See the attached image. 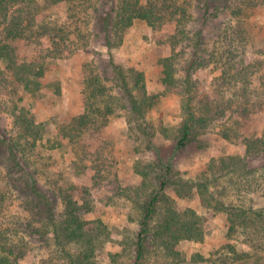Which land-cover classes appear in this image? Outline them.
<instances>
[{
  "label": "rangeland",
  "instance_id": "rangeland-1",
  "mask_svg": "<svg viewBox=\"0 0 264 264\" xmlns=\"http://www.w3.org/2000/svg\"><path fill=\"white\" fill-rule=\"evenodd\" d=\"M119 1L34 0L25 6L26 22H30V9L35 21L24 37L8 42L23 59L45 64L46 72L39 90L29 92L0 58V229L29 241L25 264H70L53 228L37 221L38 209L27 184L31 180L56 211L64 204L62 190L89 202L92 210L86 218L107 227L94 256L97 264H135L145 214L142 204L151 192L163 190L179 209H196L205 228L202 241L182 240L177 245L184 258L179 264H264V160L260 156L251 162L254 172L228 173L222 166L224 158L246 154L247 135L264 132V3L236 14L216 8L208 14L206 0H179L187 8L186 34H178L176 48L174 22L154 28L146 20H135L121 40L114 36L113 55L127 74L144 73L148 92L160 95L157 102L143 119L131 111L128 101L121 100L114 113L103 121L97 116L95 124L72 140L65 127L86 110L85 79L91 69L101 75L109 93L123 96L108 66L109 48L100 27L102 16ZM54 25L64 28L62 36L45 32ZM199 29L204 63L191 69L198 52L189 36ZM214 48L222 55L219 61L211 59ZM172 54L177 56L179 79L186 80L189 70L192 73L196 104L209 101L216 109L226 108L184 147L177 143L182 95L162 81L161 60ZM229 68L240 71L238 82L223 78ZM245 90L248 98L243 96ZM16 106L27 107L45 125L44 137L27 157L13 153L7 143L17 135ZM162 126L171 128L169 137L161 132ZM167 178L173 183L164 187ZM217 202L231 205L242 218L218 209ZM21 222L40 224L41 232L31 234L20 227ZM167 260L150 234L141 264Z\"/></svg>",
  "mask_w": 264,
  "mask_h": 264
},
{
  "label": "trees",
  "instance_id": "trees-1",
  "mask_svg": "<svg viewBox=\"0 0 264 264\" xmlns=\"http://www.w3.org/2000/svg\"><path fill=\"white\" fill-rule=\"evenodd\" d=\"M28 2H34V0H0V33H3V36L0 35V58L8 62V66L12 69V77L18 83L20 82L27 91L35 92L41 86V78L46 72L45 64L23 59L15 51L12 44L8 42L9 39L16 40L19 37H24L28 29H31L32 22L35 21L36 14L30 9L28 11L30 22H26L25 13L27 8L25 6ZM257 3H264V0H206L205 8L208 14H210L211 8H216L218 12L229 9L231 13L236 14L241 13L244 7L257 5ZM16 5L19 6L16 7ZM186 13L187 8L181 5L179 0H120L115 5L112 4L111 10L102 16L103 21L100 23V27L102 37L109 48L108 66L113 72L114 78L118 80L123 96L120 98L116 94L109 93L108 86L104 83L101 75L95 72L96 69H91L85 79L86 110L81 115L74 117L72 122L65 127L66 135L70 136L72 140L77 139L83 134L85 128L96 123L97 116H100L101 121H103V117L114 113V105L121 100L130 103L131 111L135 115L143 119L146 118L147 112L152 109L160 95L148 92L143 72L133 70L131 75L127 74L124 67L116 62L112 51L115 43L114 36L121 40L125 30L137 19L146 20L154 28H158L167 21L174 22L178 27L173 39V46L176 48L178 34H186L183 24ZM63 31L65 32L64 28L59 25L45 28V32H51L52 35L62 36ZM189 39L193 41V46L198 52L195 59L190 63L192 69L194 65L199 66L204 63L201 53L204 49L202 46L204 43L202 30L199 29L194 36H189ZM116 43L118 44V41ZM217 49L214 48L210 54L211 59H215V61H219L222 57ZM176 61V54L162 58V81L168 89L176 90L182 95L183 118L177 128V143L179 146L184 147L189 141L197 137L201 130L208 128L219 116L225 114L226 108L216 109L209 101L202 102L199 105L196 104L193 94L192 73L189 70L186 80L179 79ZM226 72L225 70L223 78H226L229 83L238 82L240 78L239 70L232 72V68H229V75H226ZM179 81L181 82L179 83ZM243 96L245 98L249 97L246 90L243 92ZM246 110L248 109L246 108L245 112ZM15 111H18L14 113L15 124L18 127L17 135L14 138L15 140L11 137L7 143L11 145L13 153L17 151L20 152L19 157H25L28 156V152L37 147L38 141L44 137L45 125L27 107L16 106ZM237 127L239 128L240 125ZM161 132L166 137H169L172 133L171 128L168 126H162ZM224 135L226 138H231V134L227 129L224 130ZM9 140H11V143ZM245 143L247 146L245 155H230L222 160L225 172H254L256 168L250 167L251 162L260 156L264 160V132L262 135H247ZM24 162L25 160L20 165L24 166ZM24 171L27 172L26 168ZM169 183L173 182L168 178L163 180L164 187ZM27 184L32 188L31 200L35 205L34 207L38 209L39 218L37 221H40L44 227L51 226L53 228L54 237L61 245L70 264H97L94 256L97 247L105 239V233L107 235V227L100 220L94 224L86 218L85 214L92 210L89 202L85 200L82 203L70 191L62 190L61 199L64 204L60 211H56L52 201L37 187L35 182L28 180ZM200 184L201 187H206L205 183ZM183 185L184 183L181 182V186ZM177 189L181 191L180 187ZM217 207L218 209L227 210L235 218H242V214L235 211V208H232L231 205L217 202ZM142 208L145 214L141 231L137 236L135 264H141L144 259L150 234H152L156 244L162 247L165 256L169 257V260L165 261L166 264L171 261L179 264L184 259L177 248L182 240L202 241L204 239L205 228L202 216L198 211L192 207L179 209L175 201L163 190L151 192L142 204ZM20 227L27 229L26 231L31 234L41 232L40 224L35 222H21ZM13 236L15 235L7 230L0 229V264H25L24 260L28 256L29 241L24 238L25 236L19 239Z\"/></svg>",
  "mask_w": 264,
  "mask_h": 264
}]
</instances>
